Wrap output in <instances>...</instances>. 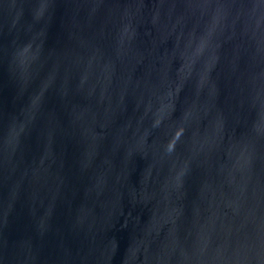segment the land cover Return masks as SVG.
Wrapping results in <instances>:
<instances>
[{
  "label": "water",
  "instance_id": "95a60500",
  "mask_svg": "<svg viewBox=\"0 0 264 264\" xmlns=\"http://www.w3.org/2000/svg\"><path fill=\"white\" fill-rule=\"evenodd\" d=\"M0 264H264V0H0Z\"/></svg>",
  "mask_w": 264,
  "mask_h": 264
}]
</instances>
